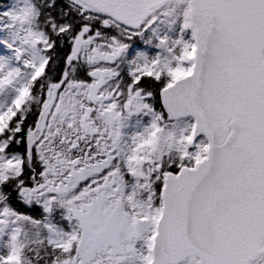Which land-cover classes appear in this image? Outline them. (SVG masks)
Returning <instances> with one entry per match:
<instances>
[{
    "label": "snow or ice",
    "instance_id": "1",
    "mask_svg": "<svg viewBox=\"0 0 264 264\" xmlns=\"http://www.w3.org/2000/svg\"><path fill=\"white\" fill-rule=\"evenodd\" d=\"M0 32V264H264V0H10Z\"/></svg>",
    "mask_w": 264,
    "mask_h": 264
},
{
    "label": "rangeland",
    "instance_id": "2",
    "mask_svg": "<svg viewBox=\"0 0 264 264\" xmlns=\"http://www.w3.org/2000/svg\"><path fill=\"white\" fill-rule=\"evenodd\" d=\"M9 2H10V0H0V4L9 3ZM5 35H6L5 33L0 32V37H3Z\"/></svg>",
    "mask_w": 264,
    "mask_h": 264
}]
</instances>
